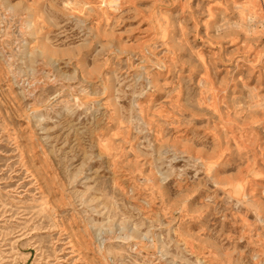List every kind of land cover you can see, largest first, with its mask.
Listing matches in <instances>:
<instances>
[{"label":"rangeland","instance_id":"rangeland-1","mask_svg":"<svg viewBox=\"0 0 264 264\" xmlns=\"http://www.w3.org/2000/svg\"><path fill=\"white\" fill-rule=\"evenodd\" d=\"M0 264H264V0H0Z\"/></svg>","mask_w":264,"mask_h":264},{"label":"bare ground","instance_id":"bare-ground-1","mask_svg":"<svg viewBox=\"0 0 264 264\" xmlns=\"http://www.w3.org/2000/svg\"><path fill=\"white\" fill-rule=\"evenodd\" d=\"M43 51H44V52H46V50H45V49H44ZM67 111H68V110H67ZM63 112H64V111H63ZM244 166H245V165H244Z\"/></svg>","mask_w":264,"mask_h":264}]
</instances>
